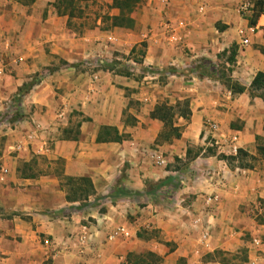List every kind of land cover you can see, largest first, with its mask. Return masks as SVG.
I'll use <instances>...</instances> for the list:
<instances>
[{
    "label": "crops",
    "instance_id": "obj_1",
    "mask_svg": "<svg viewBox=\"0 0 264 264\" xmlns=\"http://www.w3.org/2000/svg\"><path fill=\"white\" fill-rule=\"evenodd\" d=\"M246 1L146 0L134 28L105 30L101 20L76 28L54 0H0V169L8 170L0 180V264H264V241H248L264 238V226L247 212L264 194V172L232 167L203 138L211 119L254 156L257 136L264 140V99L249 91L264 72V17L243 47L239 29L252 25L240 9ZM143 41V62L158 75L86 67L90 56L111 61ZM233 46L231 76L243 93H232L219 72ZM187 64L196 70L183 72ZM184 100L189 118H174L181 135L163 138L168 127L151 112ZM103 126L128 137L98 141ZM66 176L91 179L93 193L70 200ZM119 226L131 236L109 240ZM242 248L248 260L216 261V253Z\"/></svg>",
    "mask_w": 264,
    "mask_h": 264
},
{
    "label": "rangeland",
    "instance_id": "obj_2",
    "mask_svg": "<svg viewBox=\"0 0 264 264\" xmlns=\"http://www.w3.org/2000/svg\"><path fill=\"white\" fill-rule=\"evenodd\" d=\"M16 1H18L21 4H24L25 6L29 5L32 2V0H16ZM145 2H146V0H140L138 2V4L134 7V11L132 13V17H133V14H136V18L133 17L135 19V24H136V21H137L138 16H139L138 13L142 9V7H143ZM113 3H114V0H108V1L104 0L102 2H98V1H95V0H87V1L79 0L77 2V4L80 7L83 8V13L81 15H79V13L76 12L77 16H74V17H72L70 19L72 21L71 25L76 26V28H79L81 26V28H88L89 29V28H92V27L98 25L97 21L101 20V24L100 25H101V27L103 29L107 30V29H110V28H116V27L112 26L111 16L115 15V14H113L114 13V9H118V8L114 7ZM251 3L253 5L255 4L253 1H251ZM55 10L58 13V10L56 9V7H55ZM59 15H61V14H59ZM247 18L249 19V22H250V25H251L252 20L255 19V13H254L253 10L250 11L247 14ZM251 26H253V25H251ZM126 29H131V28H126ZM250 34H252V32L251 33L249 32L248 36ZM111 37L114 40H110V37H109L108 41L115 43L117 41V38L115 36H111ZM146 46H147L146 42L143 41V42L140 43V45L134 47L133 51L130 52L129 54H124L123 52H114L115 54L113 55L114 57H113V60H111V61L104 60V61H100L99 63H96V58H92L90 56L89 58H87L86 67H87V69L89 71L90 70L91 71H95V70H97L99 68H103L105 70L109 69V70H111L113 72H117V73H119L121 75L131 76V74H134L135 76L140 77V78L141 77H145L148 74H150L152 76L158 75V73H160V70H155V69H153L151 67V65H149V64L146 65L143 62L144 48ZM242 46L244 47V46H247V45H242ZM233 47L231 49H229V51H227V53H224L223 55H221V59H222L223 62H220L219 72H221L220 76L223 77V75H225V77H231L233 80H235L231 76V72H232V69H233V65H235V63H236L237 48L234 47V49H236V55L233 57L235 59V61H232L231 63L228 61L229 58L231 57L232 53H233V50H234ZM260 50H261V52L264 53V47H261ZM132 62H135L137 65L133 66ZM185 62L187 63L188 61H185ZM226 62L229 65H227ZM196 67L197 66L194 67V66H191V65L187 64V66H183L182 67V69H183L182 71L183 72L184 71H186V72H188V71L194 72L196 70ZM42 73L43 74L44 73L45 74H49L50 73V69L47 67V68L43 69ZM165 73H166V70H164V74ZM0 74H1V76L3 74L2 67H0ZM156 77L159 78V76H156ZM94 79H96V76L94 77ZM235 81H237V80H235ZM249 91L251 93V85H250ZM261 93H263V90H259L257 92H254V95H253V93L251 95L252 96H259ZM181 102H182V104L179 107L176 108L177 111L185 108L184 102L183 101H181ZM226 135H228V134H226ZM234 135H237V134H234ZM256 140H257L256 148L258 147L259 144L264 145V140H263L262 137L257 136ZM240 151H241V146H240ZM240 151H239V154H240ZM215 152H216V150H215ZM246 153H248V156L244 155L243 159L242 158L241 159L237 158V157H239V154L237 156H227V157H236V159H234L233 161L229 162L227 160V162L232 167L235 166V165H238L239 168H240V163L243 162L244 164L248 165L246 168L254 169L255 167H258V168H260V170L262 172H264V158H263V156L261 154L258 153V150H257V154H258L257 156H254L253 154H251L249 152H246ZM216 154H217V152H216ZM220 156H226V155H220ZM24 169H26V168H24ZM63 179L66 182V178H63ZM250 203L251 204H250V206H248V209H247L248 215L250 216L251 219H253L255 221L256 224H258L259 226H264V223H262V221H261L262 214H264V194L260 195L258 193V195L256 197L255 196L253 197V199L251 200ZM248 241L252 242L255 246H258L264 241V238L262 237V239L261 238L253 239V237H249L248 236ZM248 256H249V254H248L247 248H242L238 253L218 252V253H216V257L215 258H216V261L221 262V263L233 262V261H241V262H243V261L248 260ZM146 260H152V259L148 258ZM199 262H203V261H199ZM205 263L217 264L214 261L213 262L212 261L211 262H205Z\"/></svg>",
    "mask_w": 264,
    "mask_h": 264
},
{
    "label": "trees",
    "instance_id": "obj_3",
    "mask_svg": "<svg viewBox=\"0 0 264 264\" xmlns=\"http://www.w3.org/2000/svg\"><path fill=\"white\" fill-rule=\"evenodd\" d=\"M78 1L79 0H55L53 2V5L58 10L59 14L68 15L69 19H71L72 17L77 16V13H79V15L83 13V8L77 4ZM139 1L140 0H114L113 6L117 7L120 12L116 15L111 16L112 26L118 28H133L135 26V19L132 17V13L134 11V7L138 4ZM250 1H253L255 3L252 9L255 13V19L252 20L251 24L256 25L258 18L264 11V0ZM235 55L236 49L233 50V53L228 60L230 63L232 61H235V59L233 58ZM222 78L223 83L228 87L229 90L232 91V93L245 92L246 87L240 84L239 82L233 80L231 77H225V75H223ZM259 90H263V93H261L259 96L264 99V72L262 71H259L256 74L255 78L251 83V94L253 93L254 95V92H257ZM183 102L185 104V108L177 112L175 109L182 104L181 101L177 102L175 105L172 106L167 104L157 105L155 109L151 112L152 118H158L162 120L165 123V126L168 127L167 131L163 133V138L171 139L172 137H179L181 135V128L175 126L174 118L176 113L185 118H189V101L185 100ZM127 137V135L121 134L116 127L103 126L100 130L98 141H123ZM213 150V148H210L207 151L214 153ZM257 150L258 153L261 154L264 158V145L259 144ZM244 155L248 156V153H246V151L244 150H241L239 157L237 158L243 159ZM222 157L228 160L229 162L236 159V157ZM240 166L247 167L248 165L241 162ZM64 178H66V182L71 185V195L68 196L70 200L88 199L89 195L92 194L94 191L92 181L89 178H73L68 176ZM261 221L262 223H264V214H262ZM147 257L151 258L152 261H157V259L152 257V253H148Z\"/></svg>",
    "mask_w": 264,
    "mask_h": 264
},
{
    "label": "built area",
    "instance_id": "obj_4",
    "mask_svg": "<svg viewBox=\"0 0 264 264\" xmlns=\"http://www.w3.org/2000/svg\"><path fill=\"white\" fill-rule=\"evenodd\" d=\"M253 7L254 5L247 0L241 5L240 9L244 12H249L252 11ZM260 16L264 17V11ZM163 26L167 29V31L170 30L174 32L173 25L171 24L170 21L167 20L163 24ZM255 30H256V25L242 27L239 29L242 45H248L250 43V38L248 36V33L249 32L254 33ZM110 40H114V39L110 37ZM171 40L173 42H181L182 39L178 35H172ZM132 64L133 66L137 65L135 62H132ZM0 79H1V74H0ZM203 138L206 142V146L214 148L218 155L237 156L239 154L240 146H239L238 135H231L229 137L226 136L223 133V131H221L220 125L214 120L208 119L205 121ZM155 159L158 164L164 163V159L161 156H157ZM7 172H8L7 168L3 167L0 169V173H1L0 180L2 181L4 180V176L7 174ZM208 201H212V199L209 198ZM83 229H84L83 232L78 234V236H79V240L82 241V244L84 245L86 235H88V228L84 226ZM209 234L210 232L204 231L202 235L203 239L206 240L209 237ZM130 236H131V231H129V229L126 226L125 227L119 226L109 233L108 239L113 241L118 237L129 238ZM44 242L46 244H50L49 239H46ZM197 264H214V263L198 262Z\"/></svg>",
    "mask_w": 264,
    "mask_h": 264
}]
</instances>
